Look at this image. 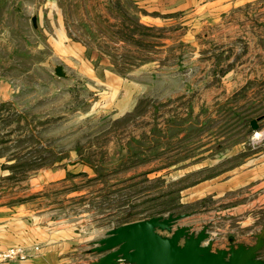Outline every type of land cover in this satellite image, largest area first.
<instances>
[{
  "label": "rangeland",
  "instance_id": "374dc122",
  "mask_svg": "<svg viewBox=\"0 0 264 264\" xmlns=\"http://www.w3.org/2000/svg\"><path fill=\"white\" fill-rule=\"evenodd\" d=\"M8 1L0 0V25L10 28L8 34L0 32V78L12 81L17 100L15 107L0 104V112H10L9 118H0V128L21 123L23 129L42 130L43 152H12L10 162L22 166L4 170L29 178L38 164L79 160L94 165L69 175V190L90 198L67 212V219L84 229L101 231L169 214L187 215L180 224L195 226L196 212L205 207L206 219L197 227L212 221L210 232L225 231V220L220 226L211 220L210 197L190 199V187L210 172H195L193 161L188 168L176 163L194 158L211 143L219 148L264 143V0L222 1L190 15L185 25L162 31L137 29L127 0L116 14L98 0H60L69 39L110 51L127 65L157 63L141 64L145 67L131 75L149 86L135 109L121 118L109 110L90 115L97 97L77 82V73L70 72V81L56 75L55 69L65 66L48 45V35L33 32L32 12L14 7L22 0H10V8ZM134 28L132 36L125 34ZM183 32L193 37L180 38ZM15 111L24 117L20 120ZM259 118L256 135L250 123ZM32 142L28 136V147ZM65 186L59 185V193Z\"/></svg>",
  "mask_w": 264,
  "mask_h": 264
},
{
  "label": "crops",
  "instance_id": "0c3cea01",
  "mask_svg": "<svg viewBox=\"0 0 264 264\" xmlns=\"http://www.w3.org/2000/svg\"><path fill=\"white\" fill-rule=\"evenodd\" d=\"M98 1L103 3L104 10L112 11L114 8L115 14L117 8L121 10L124 7L123 0ZM127 1L135 10V20L141 26L162 31L174 24L185 25L190 15H201V12L227 0ZM7 6L11 7L10 0ZM14 7L24 14L27 9L32 12L30 20L33 32L48 35V45L65 66L67 81L71 80L70 72L77 73L80 76L77 82L82 81L86 90L97 97L90 115L109 110L115 118H121L135 109L149 85H142L141 81L131 77L144 68L143 65H156V62L137 60L127 65L123 57H116L110 51L69 39L59 8L60 0H45V3L42 0H22L15 2ZM0 15L3 23V13L0 12ZM33 19H36V25ZM1 31L3 36L10 33V28L5 29L0 25ZM191 33L183 32L179 37L189 39L193 37ZM120 43L123 45V42ZM123 67L128 68V73L123 74ZM11 87L12 81L0 78V104L3 106L15 107L17 99L11 95ZM14 113L20 120L24 117L22 111ZM9 115L10 112H0L2 120L9 118ZM19 125L0 128V248L21 246L29 250L32 256L23 262L8 264H92L97 259L92 254V244L115 225L101 231L84 229L69 221L67 212L73 211L80 200H90L84 192L69 190V175H76L78 169L93 170L95 166L79 160H62L46 167L38 164V171L29 178L4 170L22 166L20 161L10 162L12 152H43V131L26 130L21 123ZM28 136L33 140L29 147ZM256 145L254 147L243 142L219 148L211 143L201 148V154L176 163L178 167L188 168L193 161L195 172H210L209 176L201 177L194 187H190L194 189L190 199L202 201L210 197L214 202L210 208L212 212H209L211 220L216 225L225 220V231L217 229L219 233L211 232L216 248H227L231 240L236 244H254V236L264 229V143ZM53 149V145H50V150ZM70 153L75 155L72 150ZM5 154H8L7 158ZM61 184L66 185V190L59 193ZM187 190L189 188L184 189ZM207 212L205 207L196 212L193 225L196 232L204 226L214 225L212 221H204L200 228L197 227L198 221L206 219ZM36 247L38 251H34Z\"/></svg>",
  "mask_w": 264,
  "mask_h": 264
},
{
  "label": "water",
  "instance_id": "95a60500",
  "mask_svg": "<svg viewBox=\"0 0 264 264\" xmlns=\"http://www.w3.org/2000/svg\"><path fill=\"white\" fill-rule=\"evenodd\" d=\"M55 73L66 77L60 66ZM261 119L251 121L252 131L259 130ZM187 217L169 214L114 226L92 244L97 257L92 264H264V229L254 236V244L231 240L227 248L220 249L215 247L209 226L196 232L192 225H181Z\"/></svg>",
  "mask_w": 264,
  "mask_h": 264
},
{
  "label": "built area",
  "instance_id": "2783aa9c",
  "mask_svg": "<svg viewBox=\"0 0 264 264\" xmlns=\"http://www.w3.org/2000/svg\"><path fill=\"white\" fill-rule=\"evenodd\" d=\"M39 248H34L38 251ZM32 256L31 252L21 246H12L7 248H0V264L18 263L29 259ZM120 264H124L121 262Z\"/></svg>",
  "mask_w": 264,
  "mask_h": 264
},
{
  "label": "trees",
  "instance_id": "16d2710c",
  "mask_svg": "<svg viewBox=\"0 0 264 264\" xmlns=\"http://www.w3.org/2000/svg\"><path fill=\"white\" fill-rule=\"evenodd\" d=\"M123 8V7H122ZM125 9V8H124ZM121 14V13H120ZM128 16V15H127ZM123 18H124V22L126 23V22H129L130 21V19H129V17H125V16H123ZM137 29L139 28H143L144 29V27L143 26H141L137 21H135V23L133 24ZM136 28H134L133 30H131V31H127L126 30V33L125 34H130V36H132V34H134L135 32V30H136ZM147 29V28H146ZM148 30H150V29H148ZM137 31V30H136ZM152 31V30H151ZM122 39H125V40H128L129 39V36H127V35H124V36H122L121 37ZM129 40H131V39H129ZM131 41H133V40H131ZM139 42V41H138ZM137 43V42H136Z\"/></svg>",
  "mask_w": 264,
  "mask_h": 264
},
{
  "label": "clouds",
  "instance_id": "9594fccd",
  "mask_svg": "<svg viewBox=\"0 0 264 264\" xmlns=\"http://www.w3.org/2000/svg\"><path fill=\"white\" fill-rule=\"evenodd\" d=\"M258 135V134H257Z\"/></svg>",
  "mask_w": 264,
  "mask_h": 264
}]
</instances>
